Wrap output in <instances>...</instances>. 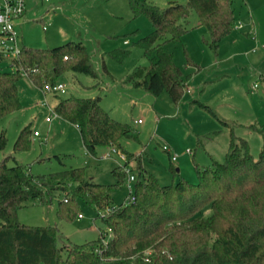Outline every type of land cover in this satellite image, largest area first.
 <instances>
[{"label":"rangeland","instance_id":"1","mask_svg":"<svg viewBox=\"0 0 264 264\" xmlns=\"http://www.w3.org/2000/svg\"><path fill=\"white\" fill-rule=\"evenodd\" d=\"M144 1L159 8L169 2H186ZM232 8L234 23L216 48L208 44L209 34L198 24L193 9L184 21L188 31L165 44L187 83L182 101L175 105L166 92L153 96L142 86L125 82L136 66L148 64L149 57L135 42L152 30L143 14H133L129 0H25L26 10L15 25L23 44L52 47L80 41L97 77L66 71L57 78L65 92L51 95L23 74L17 83L20 106L0 118L4 136L0 162L7 157L6 165L11 166L13 156L31 174L44 176L82 168L87 179L104 184L115 181L112 169L122 165L135 174L144 169L163 185L180 179L196 183V165L204 168L213 160H223L230 128L247 140L256 158L263 140L257 130L264 131V0H232ZM116 48L129 51L121 63L109 56ZM184 48L193 64L186 61ZM69 96H100L101 106L113 118L132 127L131 136L120 139V149L114 147L117 152L112 146H100L96 154L88 153L74 124L59 116L45 120L53 113L42 102L53 108L58 97ZM197 101L208 105L226 124L200 108ZM28 124V147L14 150L17 133ZM75 185L48 181L43 188L44 201L30 198L22 203L16 213L18 221L29 226H55L58 245L92 244L106 229L92 205L78 199L81 217L64 218L57 213L58 199L72 196ZM111 195L114 204L128 195L126 179ZM109 213L105 211V217ZM203 213L208 214V209ZM100 243L104 245L101 239Z\"/></svg>","mask_w":264,"mask_h":264},{"label":"trees","instance_id":"2","mask_svg":"<svg viewBox=\"0 0 264 264\" xmlns=\"http://www.w3.org/2000/svg\"><path fill=\"white\" fill-rule=\"evenodd\" d=\"M129 5L134 15L143 14L149 20L152 30L135 42L149 57L148 64L136 66L125 82L142 86L153 96L166 92L177 105L187 83L165 44L188 31L184 21L193 9L198 24L209 34L208 44L216 48L234 23L232 0H186L169 2L164 8L129 0ZM184 52L186 61L193 64L185 48ZM128 53L116 48L109 56L121 63ZM12 64L14 68H5L0 57V118L20 106L17 83L23 74L39 88L56 82L66 71L97 77L80 41L52 47L22 45ZM197 104L226 124L208 105ZM53 112L74 124L90 154H96L100 146L120 149V139L133 131L101 106L100 96L58 97ZM257 131L263 140L256 158L247 140L230 128L223 160H213L204 168L196 165V183L180 179L163 185L139 167L135 199L125 205L122 201L114 204L111 195L125 179L121 166L112 169L115 181L104 184L87 179L82 168L33 175L13 156L14 164L6 165L5 157L0 162V264H264V131ZM30 133L29 124L19 130L14 150L28 147ZM3 139L1 133L0 147ZM48 181L76 184L72 196L58 199L60 217L78 216V199L92 205L96 213L115 207L100 217L112 230L105 245L100 243V234L92 244L58 245L55 226H29L18 221L16 213L22 203L30 198L44 201L43 188Z\"/></svg>","mask_w":264,"mask_h":264},{"label":"built area","instance_id":"3","mask_svg":"<svg viewBox=\"0 0 264 264\" xmlns=\"http://www.w3.org/2000/svg\"><path fill=\"white\" fill-rule=\"evenodd\" d=\"M25 10V0H0V57L2 64L7 68H14V65L12 63L20 53L21 44L19 41L18 33L15 30V22L24 14ZM42 28L45 29V25H43ZM123 43H127V41L124 40ZM64 58H66V56ZM255 86L256 84H253V87ZM41 90L44 93H50L51 95H58L65 92L64 85L59 81H56L54 83H46L41 88ZM41 105L46 106L48 110L53 113V115L50 114L45 117L46 121H50L53 116H56V114L53 112V108H51L45 100ZM33 134L36 135L37 132L33 131ZM112 150L117 152L114 147H112ZM118 154L120 155L121 160H124L123 155L119 152ZM171 159L175 160L176 156L173 155ZM122 166V170L125 172L126 186L128 189V195L125 196L122 200V205H125L134 201L135 199L134 183L137 174L131 172V170L126 165ZM114 209V206L107 207L106 210H99L97 214L99 217H104L105 211H113ZM81 216L82 213H79L78 217ZM111 235V228L106 226L105 232L100 233L101 241L104 243V245L111 237Z\"/></svg>","mask_w":264,"mask_h":264},{"label":"crops","instance_id":"4","mask_svg":"<svg viewBox=\"0 0 264 264\" xmlns=\"http://www.w3.org/2000/svg\"><path fill=\"white\" fill-rule=\"evenodd\" d=\"M22 17V16H21ZM21 17L19 18V19H17V21L15 22V25H17L19 22H20V20H21ZM43 26V25H42ZM18 37H19V41H20V44H21V46L22 45H24L23 44V42H22V38H21V36L18 34ZM124 44H126V43H124ZM33 47V46H32ZM51 121V120H50ZM77 129V128H76Z\"/></svg>","mask_w":264,"mask_h":264},{"label":"water","instance_id":"5","mask_svg":"<svg viewBox=\"0 0 264 264\" xmlns=\"http://www.w3.org/2000/svg\"><path fill=\"white\" fill-rule=\"evenodd\" d=\"M176 170H178V169H176Z\"/></svg>","mask_w":264,"mask_h":264}]
</instances>
